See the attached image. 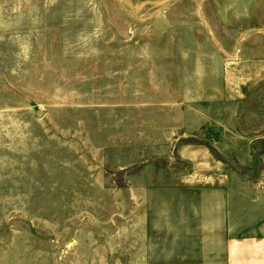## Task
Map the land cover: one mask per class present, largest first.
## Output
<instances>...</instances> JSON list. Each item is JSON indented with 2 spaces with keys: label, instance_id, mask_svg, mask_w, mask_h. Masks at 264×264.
Instances as JSON below:
<instances>
[{
  "label": "rangeland",
  "instance_id": "rangeland-1",
  "mask_svg": "<svg viewBox=\"0 0 264 264\" xmlns=\"http://www.w3.org/2000/svg\"><path fill=\"white\" fill-rule=\"evenodd\" d=\"M255 242L264 0H0V264H225Z\"/></svg>",
  "mask_w": 264,
  "mask_h": 264
},
{
  "label": "crops",
  "instance_id": "crops-1",
  "mask_svg": "<svg viewBox=\"0 0 264 264\" xmlns=\"http://www.w3.org/2000/svg\"><path fill=\"white\" fill-rule=\"evenodd\" d=\"M233 248V252L234 250L240 251L239 256L241 258L227 260L225 264H264V243H247L245 245L234 246ZM248 252L251 254L248 255Z\"/></svg>",
  "mask_w": 264,
  "mask_h": 264
}]
</instances>
